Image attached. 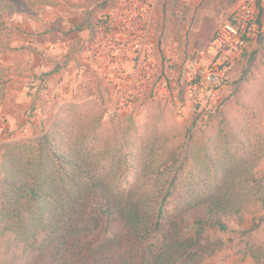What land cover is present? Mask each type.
I'll use <instances>...</instances> for the list:
<instances>
[{
  "label": "trees",
  "instance_id": "16d2710c",
  "mask_svg": "<svg viewBox=\"0 0 264 264\" xmlns=\"http://www.w3.org/2000/svg\"><path fill=\"white\" fill-rule=\"evenodd\" d=\"M59 3L0 0V56L12 49L9 12L29 11L37 18ZM72 29L81 31L79 25ZM263 40L259 35L255 43ZM260 52H250L235 82L239 117H224L207 141L195 138L196 120L184 140L160 134L157 122L139 127L131 118L122 137L114 131L105 137V113L93 102L65 104L40 137L3 144L0 238L14 235L32 264H86L81 242L106 222L122 225L129 237L147 244L145 259L133 264H201L213 256L223 246L220 240L204 241V228L225 230L228 216L241 217L246 205L264 206V179L257 172L264 161ZM7 82L0 60V107ZM248 82L259 87L253 101L245 98ZM187 221L194 233L186 232ZM250 255L264 264V247L252 246Z\"/></svg>",
  "mask_w": 264,
  "mask_h": 264
},
{
  "label": "rangeland",
  "instance_id": "374dc122",
  "mask_svg": "<svg viewBox=\"0 0 264 264\" xmlns=\"http://www.w3.org/2000/svg\"><path fill=\"white\" fill-rule=\"evenodd\" d=\"M239 2L162 0L157 8L159 23L154 47L161 61H165L172 51L176 53L178 99L165 102L141 98L125 115L108 110L110 100L105 88L86 64L95 38L92 31L96 32L100 18L115 8L119 0H60L58 6L41 10L37 18L29 11L9 12L8 18L15 27L10 46L15 35L26 42L33 36V41L30 39L31 44L26 46L29 49L23 52L22 48L14 53V57L10 53L12 49L0 56L8 69L5 98L0 107V163L3 144L40 137L50 129L60 108L69 103L83 105L95 102L101 105L105 113V137L110 131L122 137L131 118L139 127L157 122L160 134L166 133L170 137L174 134L179 140H184L187 128L194 126L196 120L197 125L193 129L195 138L207 141L212 129L224 117H239L241 104L233 97L235 82L241 77L242 67L250 52L257 48L262 50L257 62L264 73V40L262 44L255 41L246 48L245 57L241 55L243 51L230 54L235 57L231 76L218 89L203 87L187 92L186 68L190 59L194 55L207 54L217 27ZM31 24L32 29L27 27ZM76 25L80 26L81 31L72 29ZM24 26L31 31L23 30ZM34 48L35 62L33 59V67H29L30 62L24 57L32 54L30 52ZM244 86L246 100L253 101L259 90L258 85L248 82ZM257 102L264 106V89ZM213 132L217 136L216 129ZM257 172L264 179V161ZM127 177L132 182V176ZM187 223L190 226L186 232L194 233L196 229L191 226L192 223ZM225 223V230L207 227L202 231L200 237L204 241L220 240L223 247L201 264H258L250 252L252 246L264 247V206L261 203L246 205L241 217L228 216ZM113 238L115 241H112ZM81 243L84 247L82 253L89 260L86 264H133L140 263L146 257L144 251L147 244L129 237L122 225L109 227L104 222L92 237ZM23 246L12 234L0 238V264H32V257ZM36 263L51 264V261Z\"/></svg>",
  "mask_w": 264,
  "mask_h": 264
},
{
  "label": "built area",
  "instance_id": "2783aa9c",
  "mask_svg": "<svg viewBox=\"0 0 264 264\" xmlns=\"http://www.w3.org/2000/svg\"><path fill=\"white\" fill-rule=\"evenodd\" d=\"M162 0H119L98 22L86 64L105 88L110 112L129 114L135 102L177 100L176 53L161 61L154 47ZM264 36V0H241L212 38L211 49L186 68L187 92L218 89L231 76L234 58ZM227 57V58H226Z\"/></svg>",
  "mask_w": 264,
  "mask_h": 264
},
{
  "label": "crops",
  "instance_id": "0c3cea01",
  "mask_svg": "<svg viewBox=\"0 0 264 264\" xmlns=\"http://www.w3.org/2000/svg\"><path fill=\"white\" fill-rule=\"evenodd\" d=\"M241 1V0H240ZM240 3V2H239ZM238 5V4H237ZM236 7V6H235ZM234 7V8H235ZM27 27H30V29H32L33 28V26H32V24L31 25H28ZM26 26H24V28H23V30L24 29H26L27 31H31L29 28H27ZM26 36V35H25ZM15 38H13V40H12V42H11V48H12V50H11V52L10 53H12V54H14V53H18V52H20L21 51V49H22V51L23 52H25L26 50V48L28 47V45L29 44H31V41H30V39L33 41V36L32 37H30L29 38V40L26 42V40L24 39V40H19L17 37H16V35L14 36ZM26 39H28V37H26ZM29 41H30V43H29ZM25 46V47H24ZM27 46V47H26ZM27 49H29V48H27ZM33 51V52H32ZM36 52V49L34 48L33 50H31V52L30 53H32V54H29V55H25V57H24V59L25 60H27V62H30V65H29V67H33V64H31L32 62L31 61H33V59H34V62H35V57L33 56V54ZM16 54H14L12 57H14ZM46 76H47V74H45Z\"/></svg>",
  "mask_w": 264,
  "mask_h": 264
}]
</instances>
